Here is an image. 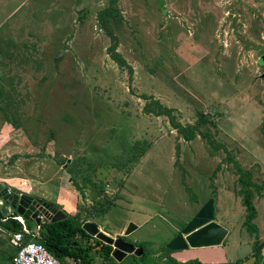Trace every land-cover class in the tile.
I'll return each instance as SVG.
<instances>
[{"label":"rangeland","instance_id":"374dc122","mask_svg":"<svg viewBox=\"0 0 264 264\" xmlns=\"http://www.w3.org/2000/svg\"><path fill=\"white\" fill-rule=\"evenodd\" d=\"M108 5L0 0V187L20 191L27 182L23 193L46 194L66 186L77 200L46 201L65 214L77 208L79 221L113 237L131 223L124 240L144 255L121 264H177L171 240L204 218L230 229L229 257L248 256L254 234L241 226L236 170L199 135L183 140L172 121L209 132L262 185L252 199L261 235L264 0H115L110 29L124 67L110 58L112 40L97 19ZM154 99L170 114L156 115ZM135 141L149 149L131 162ZM6 233L0 228V251L12 255ZM95 239H86L87 264H112Z\"/></svg>","mask_w":264,"mask_h":264},{"label":"trees","instance_id":"16d2710c","mask_svg":"<svg viewBox=\"0 0 264 264\" xmlns=\"http://www.w3.org/2000/svg\"><path fill=\"white\" fill-rule=\"evenodd\" d=\"M114 4L115 0H109V5L98 11L97 19L101 27L105 30L106 34L112 40V44L108 48L110 58L114 63H116L120 67H124L126 66L125 62L119 56V54L115 52V39L110 29L111 19H117L119 17V11ZM152 102L155 105L154 110L150 108V103L145 104L146 109H151L156 115L170 114L171 110L159 103L156 99H154ZM172 123L182 135L183 140H192L196 137V135H199L201 138H204L206 140V142L209 144L210 148L213 151H218L221 149L225 152V161L230 162L236 170L237 183L241 187L239 192L242 196V205L246 210L242 225L246 228L249 233L254 234L253 251L251 255L257 257L260 254V245L263 244L264 239H262V241L258 243L256 236V227L253 224V219L256 216V210L254 208L252 199L254 193L259 195V191L261 190L262 185H258L252 182L250 171L243 170L237 163V161L232 158L229 151L225 148V145L221 142L215 141L209 132L199 130L196 125H182L181 123H176L174 121H172ZM148 149L149 144L147 142L135 141L126 151L125 155L127 156V159L131 160V162H136L143 155V152ZM218 170L219 167L214 170L211 178L213 177V175H215ZM22 189H28V185L23 187ZM108 200H114V198L110 197ZM107 204H109V202ZM104 211L105 208H102L96 212V215H101L104 213ZM77 212L78 211L76 208L73 214L67 215L64 219L58 220L56 222H45L40 225L38 224V233H34L33 236L25 234L23 238V243H26L30 240H37L41 242L44 247L48 250L49 254L61 264H87V260H89V258L87 257H90L89 251L92 250L93 245L87 242L86 239H93L94 237L89 236L82 230V221H79L77 219ZM14 216H18V214L14 210L11 212H6V210L0 209V227L9 233H13L20 230L22 227V223L19 222ZM36 225L33 228L29 227L28 225L27 226L30 229L34 230ZM78 238L83 239L85 241L84 244L79 243L77 241ZM94 245H96L95 248L97 250L103 253V256L105 258H110V254L112 251L111 245L105 244L104 242L98 239H95ZM136 247L140 248L142 247V245L138 244L136 245ZM143 255L144 253H142L140 257H142ZM112 264H121V262H117L115 260ZM177 264L204 263H201L197 260H187L185 262H178Z\"/></svg>","mask_w":264,"mask_h":264},{"label":"water","instance_id":"95a60500","mask_svg":"<svg viewBox=\"0 0 264 264\" xmlns=\"http://www.w3.org/2000/svg\"><path fill=\"white\" fill-rule=\"evenodd\" d=\"M261 76L264 78V73ZM0 197H2L5 204L10 206L12 211L14 210L18 215L22 216L24 220L32 218L36 224H40L42 219L41 216H46V208H49L48 204L45 201H42L41 198H34L23 193L7 192V190L2 187H0ZM29 203L31 204L29 205ZM39 203H41L40 207H36ZM56 213L59 215L57 218L52 217V221L65 216L61 210H57ZM132 227L133 225L128 223L125 226L122 235H127ZM81 228L89 236L95 237L105 244L111 245L112 251L110 256L117 262H120L126 255L140 257L143 252L141 248L134 247L133 244L125 241L123 238L119 236L113 237L104 232L93 221H83L81 223ZM226 233L227 230L224 226L215 221H210L194 229L190 233H187L185 240L188 244H195L194 247L198 244L215 245L223 239ZM256 261L258 264H264V257L259 254L256 257Z\"/></svg>","mask_w":264,"mask_h":264},{"label":"crops","instance_id":"0c3cea01","mask_svg":"<svg viewBox=\"0 0 264 264\" xmlns=\"http://www.w3.org/2000/svg\"><path fill=\"white\" fill-rule=\"evenodd\" d=\"M26 185H28V187L31 189L30 184H27V182H26ZM10 186H6L3 188L6 190L10 189L9 191L7 190L8 192H13V193L16 192L19 194L23 193L22 192L23 190L24 191L29 190V188L28 189L20 188L21 189L20 191H14L11 189ZM60 186L64 187L65 189H68V190H65L64 188H62L64 190V192L65 193L68 192L70 196L69 195H63L60 191H58L60 188L59 186L56 187V189H55V191H53V193L48 192V190H47L46 194H45V193L41 192L40 189L37 188V190L40 191L39 193L27 194V195H30V196L35 197V198H41L42 200H58V201H71V199L77 200V195H76L75 191L67 188L66 186H62V185H60ZM15 187H17L19 189V186H15ZM23 194H25V193H23ZM0 200H1L0 204H2L4 206L2 208L4 210H6V212H11L12 209L10 208V206H8V204H5L3 202L2 197H0ZM245 213H246V211H245ZM69 214H71V213H69ZM210 221L217 222L215 219L204 218V219L200 220V222L198 224L194 225L193 227L188 226V227H185V229L182 228L180 231H178L174 235L173 239L171 240V243L173 244L176 242L175 243L176 249L174 250V252L172 254H173V256L176 257L178 262H185L187 260H197V261L204 263V264H213V263H216V264H258L256 261V257L251 255L252 251H253V242H252V250L250 251L248 256H246L244 258L239 257V258H235V259H232L231 257H229V255L227 254V251H226L225 243H226L227 235L230 232V229L227 228L226 226H225V228L227 230V233L225 234L223 239L215 245L198 244V245H196V247H194L195 244L194 245L188 244L187 241L185 240L186 234L190 233L194 229H196V228H198V227H200V226H202V225H204ZM241 226H242V228H244L246 230V228L243 225H241ZM4 231L7 232L6 230H4ZM257 231H258V229L256 227V233H257ZM6 234H7V237L9 238L10 237L9 235L11 233L7 232ZM256 236H257L258 243H260L262 241V239H264V232L261 235L256 234ZM8 242L11 245V247L9 248V251H12L13 254L12 255L9 253L6 254V253L0 251V258L2 260H6L9 262V260L11 258L13 261V258L15 256V253L17 252V249L15 247H13V245L10 243V240ZM259 251H260V254L262 255V257H264V242L262 245H260Z\"/></svg>","mask_w":264,"mask_h":264},{"label":"built area","instance_id":"2783aa9c","mask_svg":"<svg viewBox=\"0 0 264 264\" xmlns=\"http://www.w3.org/2000/svg\"><path fill=\"white\" fill-rule=\"evenodd\" d=\"M8 191L10 189H7ZM7 191V192H8ZM22 223L20 230L11 233L9 236L10 243L17 249L13 258V264H61L54 257H52L44 245L37 240H30L23 243L25 234L32 235L38 233L39 225L35 229H30L22 216H14Z\"/></svg>","mask_w":264,"mask_h":264},{"label":"flooded vegetation","instance_id":"af4514ba","mask_svg":"<svg viewBox=\"0 0 264 264\" xmlns=\"http://www.w3.org/2000/svg\"><path fill=\"white\" fill-rule=\"evenodd\" d=\"M35 198V197H34ZM42 201H45L47 204H48V206H49V208L47 207L46 208V216H41V221H40V224H43V223H45V222H56V221H58V220H61V219H64L67 215H70V214H65L64 212H65V210L64 209H62V208H60V207H57V205L56 204H53V203H49V202H47L46 200H42ZM31 203H29V205H30ZM40 205H41V203H39L38 204V206H36V207H40ZM44 207V206H43ZM57 210H61L64 214H65V216L64 217H62V218H58V219H56V220H51V218L52 217H58V213H56V211ZM64 210V211H63ZM39 224V225H40ZM42 230H43V228H42ZM121 238H123L124 239V235H122V236H120Z\"/></svg>","mask_w":264,"mask_h":264}]
</instances>
